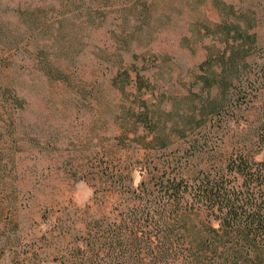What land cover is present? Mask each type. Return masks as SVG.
<instances>
[{"label":"rangeland","instance_id":"1","mask_svg":"<svg viewBox=\"0 0 264 264\" xmlns=\"http://www.w3.org/2000/svg\"><path fill=\"white\" fill-rule=\"evenodd\" d=\"M246 1L96 0L88 24L79 0H0V264H46L25 257L118 213L151 160L143 139L157 133L164 153L228 130L211 83L227 40L242 39L231 21Z\"/></svg>","mask_w":264,"mask_h":264},{"label":"trees","instance_id":"2","mask_svg":"<svg viewBox=\"0 0 264 264\" xmlns=\"http://www.w3.org/2000/svg\"><path fill=\"white\" fill-rule=\"evenodd\" d=\"M79 2L85 21L94 24L101 7L89 4L96 0ZM238 12L231 22L242 39L227 40L231 49L221 52L211 83L222 95L212 108L227 113L228 130L220 137L184 138L164 153L168 144L157 133L143 139L151 160L123 192L128 198L118 213L84 218L64 249L44 257L33 250L25 258L50 257L46 264H264V57L255 60L251 52L257 39L251 29L264 27V0H247ZM243 114L244 120L234 118Z\"/></svg>","mask_w":264,"mask_h":264}]
</instances>
